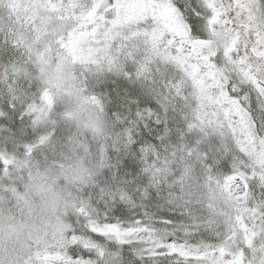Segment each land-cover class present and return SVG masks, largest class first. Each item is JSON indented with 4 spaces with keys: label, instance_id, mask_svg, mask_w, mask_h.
Listing matches in <instances>:
<instances>
[{
    "label": "snow or ice",
    "instance_id": "obj_1",
    "mask_svg": "<svg viewBox=\"0 0 264 264\" xmlns=\"http://www.w3.org/2000/svg\"><path fill=\"white\" fill-rule=\"evenodd\" d=\"M0 264H264V0H0Z\"/></svg>",
    "mask_w": 264,
    "mask_h": 264
}]
</instances>
